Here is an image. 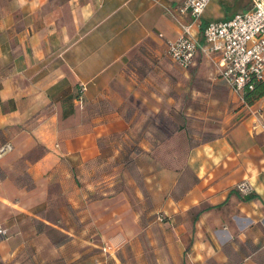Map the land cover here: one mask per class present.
Instances as JSON below:
<instances>
[{
	"label": "crops",
	"instance_id": "obj_1",
	"mask_svg": "<svg viewBox=\"0 0 264 264\" xmlns=\"http://www.w3.org/2000/svg\"><path fill=\"white\" fill-rule=\"evenodd\" d=\"M183 1L0 0V148L11 146L0 156V264H264V98L228 112L209 90L222 85L213 60L170 62L168 42L191 23L176 11ZM245 2L213 0L191 34L202 44L209 22ZM171 108L218 123L185 164L146 176L139 205L153 218L141 225L116 167L131 146L163 165L136 135Z\"/></svg>",
	"mask_w": 264,
	"mask_h": 264
},
{
	"label": "built area",
	"instance_id": "obj_2",
	"mask_svg": "<svg viewBox=\"0 0 264 264\" xmlns=\"http://www.w3.org/2000/svg\"><path fill=\"white\" fill-rule=\"evenodd\" d=\"M212 1L184 0L176 8L179 15H189L191 23L181 26V35L168 42L167 55L179 69L187 71L201 52L215 62L225 85L242 97L255 83H264V1L249 0L247 10L225 20L209 22L201 30L204 42L200 44L190 28H200L201 16ZM10 150V145L2 146L0 156ZM236 189L244 195L252 192L247 183H240ZM7 236V230L0 228V240Z\"/></svg>",
	"mask_w": 264,
	"mask_h": 264
},
{
	"label": "rangeland",
	"instance_id": "obj_3",
	"mask_svg": "<svg viewBox=\"0 0 264 264\" xmlns=\"http://www.w3.org/2000/svg\"><path fill=\"white\" fill-rule=\"evenodd\" d=\"M198 61L200 65L206 61L211 64V62L203 56H200ZM210 64H208V67H210ZM198 69L199 68H197L196 71L197 83L207 81V78L209 77L208 69H204L205 71ZM219 80L222 83L220 87L215 86L209 88V90L212 89L210 92L211 95H214V93H220L222 95L221 98L226 99L228 112H236L243 106V104H241L243 102L241 95L230 90L220 78ZM214 82L220 83L218 78H215ZM196 88L201 91L203 90L202 85L196 86ZM204 92H207V90ZM165 113L169 116L164 115L162 117L146 119L143 129L147 132H142L143 135H140L139 133L136 135L137 138H145L146 141H148L151 146L150 153H152V161L156 162L161 160L164 162L163 165L157 166L155 163L149 164L141 155L143 154L141 149L137 146H131L130 148L124 149L122 154H120L122 157H120L122 159L120 160V163L121 165H124L116 167L117 174L120 175L119 178L121 179L119 184L121 186H127V193L130 195V203L133 212L140 218L141 225L146 221L148 223L152 222L153 218L147 211L142 213V205H139L140 200L138 196L141 195L145 197L148 191L147 187L153 184L145 181L146 176H152L159 168L170 169L174 167L172 164L177 167L183 164V162L185 164L184 160L187 155V149L189 150L191 146L195 144L198 145L209 138L211 133H214L211 131L216 128V124L218 123L215 119H188L181 115L179 117L172 116L171 114L175 113L174 108L168 109ZM139 129L140 126L138 125V131ZM101 171L104 174H107V172H109V167L103 166L101 167ZM124 172L128 174V177L127 179L122 180ZM50 235L53 239H57L55 234ZM42 247L43 246H40L41 249Z\"/></svg>",
	"mask_w": 264,
	"mask_h": 264
},
{
	"label": "trees",
	"instance_id": "obj_4",
	"mask_svg": "<svg viewBox=\"0 0 264 264\" xmlns=\"http://www.w3.org/2000/svg\"><path fill=\"white\" fill-rule=\"evenodd\" d=\"M244 1H246L244 4V8H245L244 10H246L249 6V0H235L234 5L240 7L244 3ZM262 98H264L263 82L255 83L252 90L246 89L242 94L243 103L244 105L247 106H253L256 102H258ZM245 199L247 198L245 197ZM42 231L45 232V234L48 235L49 237H51L50 234H55L57 236L56 237L57 239H53L52 237L51 238L57 243H60L66 239V236L62 235L60 232L50 227L43 226Z\"/></svg>",
	"mask_w": 264,
	"mask_h": 264
},
{
	"label": "water",
	"instance_id": "obj_5",
	"mask_svg": "<svg viewBox=\"0 0 264 264\" xmlns=\"http://www.w3.org/2000/svg\"><path fill=\"white\" fill-rule=\"evenodd\" d=\"M264 1V0H263Z\"/></svg>",
	"mask_w": 264,
	"mask_h": 264
}]
</instances>
